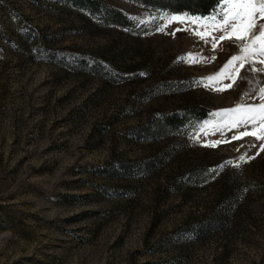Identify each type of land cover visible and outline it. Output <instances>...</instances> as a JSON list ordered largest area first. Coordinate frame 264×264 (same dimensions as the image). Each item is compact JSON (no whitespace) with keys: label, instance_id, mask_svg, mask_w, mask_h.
I'll return each instance as SVG.
<instances>
[{"label":"rangeland","instance_id":"1","mask_svg":"<svg viewBox=\"0 0 264 264\" xmlns=\"http://www.w3.org/2000/svg\"><path fill=\"white\" fill-rule=\"evenodd\" d=\"M100 1L131 25L0 0V264H264V140L225 111L264 103V58L225 67L242 42L211 19Z\"/></svg>","mask_w":264,"mask_h":264},{"label":"snow or ice","instance_id":"2","mask_svg":"<svg viewBox=\"0 0 264 264\" xmlns=\"http://www.w3.org/2000/svg\"><path fill=\"white\" fill-rule=\"evenodd\" d=\"M217 15L221 17L222 23L216 20ZM169 19L171 21L179 20L183 22L185 19L192 18L170 16ZM205 19H211L214 22L216 30H222L224 32V35L220 37L221 40H232L234 37L236 41L242 42L240 44V52L243 53V55L232 56L225 67L231 66L235 61L239 60L241 62L240 67L243 68L245 61H248L251 57L264 58V0H231V2L222 4L219 12H215L211 17H206ZM258 21L262 22L258 23ZM177 31H179V29H177ZM197 35H200V33H197ZM257 62L264 63V59H260ZM253 71H257V69H253ZM141 75L144 74L141 73ZM220 75H223V71L215 76L204 79L212 81L218 79ZM228 87H231V85ZM217 90L223 91L225 89ZM260 93L261 99L264 100V88L260 89ZM225 111L242 114L239 120L233 122V127H238L240 124H252L254 126L258 124L260 127L259 133L256 131L248 132L246 130L237 136H233L232 139H242L243 136L252 135L255 136L257 140H264V103L255 106L238 105L234 109ZM220 143L221 141H215L205 146L216 147ZM260 150L264 151V145H261ZM257 155H259V152ZM254 158L255 157H250V159ZM240 159L244 160L245 158L241 156ZM226 163H231V161H227ZM223 167L224 165L219 166L220 169H223ZM211 171L215 172L216 170Z\"/></svg>","mask_w":264,"mask_h":264},{"label":"trees","instance_id":"3","mask_svg":"<svg viewBox=\"0 0 264 264\" xmlns=\"http://www.w3.org/2000/svg\"><path fill=\"white\" fill-rule=\"evenodd\" d=\"M77 6L86 9L89 14L96 20H100L106 25H118L127 27L131 25V21L126 15L118 9H115L100 0H75ZM146 7L154 9H167L169 12L188 17H207L212 16L215 12H219L220 6L226 0H139ZM218 16V15H217ZM83 63H90L85 61ZM94 65V64H93ZM95 68L105 71V66L95 64ZM106 72V71H105ZM210 111L204 107H188L180 112L172 115L163 116V127L172 131H178L190 123H198L210 117ZM215 223V221H214ZM213 225V221L208 220L194 229L191 232L195 234H205Z\"/></svg>","mask_w":264,"mask_h":264}]
</instances>
